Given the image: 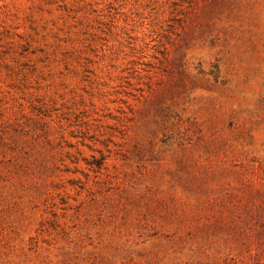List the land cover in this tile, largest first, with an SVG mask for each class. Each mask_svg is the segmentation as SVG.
<instances>
[{"label": "rangeland", "instance_id": "1", "mask_svg": "<svg viewBox=\"0 0 264 264\" xmlns=\"http://www.w3.org/2000/svg\"><path fill=\"white\" fill-rule=\"evenodd\" d=\"M0 264H264V0H0Z\"/></svg>", "mask_w": 264, "mask_h": 264}]
</instances>
